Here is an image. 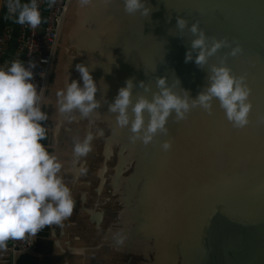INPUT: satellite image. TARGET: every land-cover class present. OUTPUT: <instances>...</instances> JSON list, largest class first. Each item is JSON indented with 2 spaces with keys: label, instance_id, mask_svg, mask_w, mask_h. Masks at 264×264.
Here are the masks:
<instances>
[{
  "label": "water",
  "instance_id": "95a60500",
  "mask_svg": "<svg viewBox=\"0 0 264 264\" xmlns=\"http://www.w3.org/2000/svg\"><path fill=\"white\" fill-rule=\"evenodd\" d=\"M145 4L149 16L126 13L123 0L66 4L41 96L48 114L45 147L61 160L75 203L70 217L48 225L46 255L34 249L38 233L24 253L46 264H264V0ZM177 16L188 26L198 22L208 37L239 43L243 53L232 57L221 48L201 68L193 51L186 62L193 35L187 26L176 27ZM222 59L251 88L244 128L233 127L213 101L211 114L194 107L177 122L173 112L167 134L157 133L145 146L133 143L129 129L108 112L128 79L133 101L138 94L151 98L161 76L194 99L207 85L208 65ZM77 63L89 67L100 107L88 118L74 113L69 123L57 110L56 92L67 77L82 84ZM88 131L91 151L78 158L73 137ZM165 140L168 151L161 148Z\"/></svg>",
  "mask_w": 264,
  "mask_h": 264
},
{
  "label": "clouds",
  "instance_id": "9594fccd",
  "mask_svg": "<svg viewBox=\"0 0 264 264\" xmlns=\"http://www.w3.org/2000/svg\"><path fill=\"white\" fill-rule=\"evenodd\" d=\"M47 3L50 7L55 0H47ZM78 3L86 7L91 6L94 0H78ZM123 5L128 14L140 12L149 16L152 10L150 5L146 6L145 0H123ZM7 9L20 25L35 28L42 22L37 0L26 3L7 0ZM186 26L193 35L186 62L192 60L193 51L196 52L195 63L201 68L221 48L228 47L227 55L232 57L243 53L239 43L229 45L226 39L208 37L198 22L188 26L186 19L177 16L176 27L183 30ZM35 67L32 61L26 65L19 59L0 67V250L7 248L9 240L24 238L26 234L35 235L45 226L61 224L71 216L75 203L61 174V160L41 143L47 138L48 129L44 122L48 114L42 110L45 101L33 82ZM75 67L82 84L75 79L69 82L67 77L64 87L56 92L57 110L67 116L69 123L76 119L74 113L88 118L100 107V101L95 98L97 85L89 67L84 63H77ZM207 72V85L194 99L186 90H183V95L173 91L166 78L161 76L156 78L158 90L151 92V98L138 94L133 101V82L128 79L125 86L119 88L114 102L108 105V112L115 114L119 127L129 129V139L133 143L139 140L145 146L157 133L167 134L166 124L173 112L177 122L186 119L194 107L211 114L213 101H218L233 127H246L252 109L249 99L251 88L246 76L234 74L223 59L219 64L208 65ZM139 85L144 92L151 91L144 81ZM145 112L148 114L147 122ZM93 139L91 131L86 132L83 138L73 137V154L78 158L86 156L91 151ZM161 148L168 151L171 141H163ZM115 239L120 243L123 236L117 234Z\"/></svg>",
  "mask_w": 264,
  "mask_h": 264
},
{
  "label": "built area",
  "instance_id": "2783aa9c",
  "mask_svg": "<svg viewBox=\"0 0 264 264\" xmlns=\"http://www.w3.org/2000/svg\"><path fill=\"white\" fill-rule=\"evenodd\" d=\"M67 2L68 0H55V3L49 7L47 0H37L42 18L41 24L35 28L20 24L17 27L16 49L21 55L20 60L26 65L28 61L36 64L33 69V82L36 84L37 92L40 95H42L61 18ZM12 38L13 27L9 25L0 33V56L6 52L8 43ZM31 245V234H26L24 238L9 240L6 249L8 255L15 258L16 254L29 250Z\"/></svg>",
  "mask_w": 264,
  "mask_h": 264
},
{
  "label": "crops",
  "instance_id": "0c3cea01",
  "mask_svg": "<svg viewBox=\"0 0 264 264\" xmlns=\"http://www.w3.org/2000/svg\"><path fill=\"white\" fill-rule=\"evenodd\" d=\"M28 0H22V3H26ZM13 27V38L8 43L6 52L0 56V67H5L13 60H20V53L16 49L15 36L18 32V23L15 22L14 17L7 12V0H0V33L7 26ZM0 264H15L14 257L8 255L7 249L0 250Z\"/></svg>",
  "mask_w": 264,
  "mask_h": 264
},
{
  "label": "trees",
  "instance_id": "16d2710c",
  "mask_svg": "<svg viewBox=\"0 0 264 264\" xmlns=\"http://www.w3.org/2000/svg\"><path fill=\"white\" fill-rule=\"evenodd\" d=\"M45 141V140H43ZM43 141H41L43 143ZM38 238L35 241V251L42 254H47L51 248V241L43 239L45 233L42 230L38 232ZM46 264V260H40L35 255L21 253L15 261V264Z\"/></svg>",
  "mask_w": 264,
  "mask_h": 264
},
{
  "label": "flooded vegetation",
  "instance_id": "af4514ba",
  "mask_svg": "<svg viewBox=\"0 0 264 264\" xmlns=\"http://www.w3.org/2000/svg\"><path fill=\"white\" fill-rule=\"evenodd\" d=\"M46 141V140H45ZM50 143V141H49V138L47 139V141H46V143L44 144V145H48ZM44 233H45V235L44 236H42V237H46V236H48V226H45L44 228H42L41 229ZM47 240V239H46ZM46 263H47V261H46Z\"/></svg>",
  "mask_w": 264,
  "mask_h": 264
}]
</instances>
